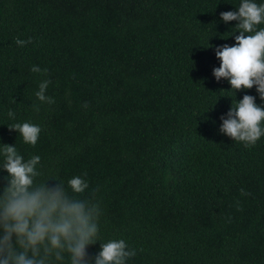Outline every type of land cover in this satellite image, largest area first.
Listing matches in <instances>:
<instances>
[{"label": "trees", "instance_id": "16d2710c", "mask_svg": "<svg viewBox=\"0 0 264 264\" xmlns=\"http://www.w3.org/2000/svg\"><path fill=\"white\" fill-rule=\"evenodd\" d=\"M240 3L0 0V166L15 145L40 157L36 183L87 181L68 191L99 206L89 257L123 239L126 264H264V136L220 132L244 95L264 101L213 76L215 49L239 35L220 13ZM46 79L51 104L35 95ZM24 122L41 128L34 146L8 127Z\"/></svg>", "mask_w": 264, "mask_h": 264}, {"label": "clouds", "instance_id": "9594fccd", "mask_svg": "<svg viewBox=\"0 0 264 264\" xmlns=\"http://www.w3.org/2000/svg\"><path fill=\"white\" fill-rule=\"evenodd\" d=\"M220 17L225 23L237 21L234 33L239 35H235L234 45L215 49L221 63L213 69V76L217 81L227 79L235 93L255 86L264 101V28L257 27L264 24V3L241 0L237 11L222 12ZM31 42V38L19 37L15 41L20 47ZM31 71L42 70L33 66ZM50 82L42 81L35 93L42 103H54L46 95ZM8 116L14 119L15 113L9 111ZM220 119V132L243 142L245 147L255 145L264 136V106L257 105L252 95H244ZM8 127L33 146L41 132L38 125L29 122ZM2 154L4 163L0 167L8 176L0 191V264H65L66 258L67 264H126L136 255L125 240L114 239L100 243L98 254L88 256V247L99 242V206L68 191L84 193L89 187L85 179L75 176L68 180L67 187L58 180L51 186L49 180L36 183L39 156L25 160L15 145L7 144H3Z\"/></svg>", "mask_w": 264, "mask_h": 264}]
</instances>
